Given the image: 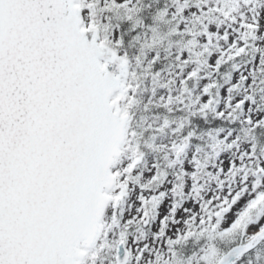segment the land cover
<instances>
[{"label":"snow or ice","instance_id":"snow-or-ice-1","mask_svg":"<svg viewBox=\"0 0 264 264\" xmlns=\"http://www.w3.org/2000/svg\"><path fill=\"white\" fill-rule=\"evenodd\" d=\"M142 11L0 0V264H264V0Z\"/></svg>","mask_w":264,"mask_h":264},{"label":"rangeland","instance_id":"rangeland-1","mask_svg":"<svg viewBox=\"0 0 264 264\" xmlns=\"http://www.w3.org/2000/svg\"><path fill=\"white\" fill-rule=\"evenodd\" d=\"M141 40L143 41V37H141ZM147 51V50H146ZM172 52L176 51V48L173 47L171 49ZM149 55H154V50ZM161 60L163 61L165 52H160ZM137 54L132 55L130 58H132V63L135 64V57ZM166 78V76L162 77ZM140 94L137 96V99L139 101V104L132 109V121L135 122V125L137 127L138 131H142L145 129H148L150 126L156 127L159 125L160 120L165 116L168 115V113L164 112L160 108L156 107H149L147 110H145V105L148 104V101L151 99L153 101V104H155L156 100L159 99V95H164L165 93L159 92L156 97H152L151 95V88L152 83L150 78L148 79H142L140 81ZM178 115V114H177ZM198 124V123H197ZM145 139L147 137H144ZM171 137L162 136L158 137L156 140V146L158 148H166L167 144L169 143ZM152 158H155V155L153 154ZM221 249H224V245H220ZM185 255V254H184Z\"/></svg>","mask_w":264,"mask_h":264},{"label":"trees","instance_id":"trees-1","mask_svg":"<svg viewBox=\"0 0 264 264\" xmlns=\"http://www.w3.org/2000/svg\"><path fill=\"white\" fill-rule=\"evenodd\" d=\"M149 3H151V0H142V7H143L142 15L145 18L146 23L151 22L149 17H151L158 9L165 7L166 4L168 3V0H156L155 3H152L150 8L148 7ZM161 30L166 32L167 27L166 26L162 27ZM140 42H143V41L141 40ZM166 44H167V42H165L164 46L160 47V49H159L160 52H163V53L165 52L164 47H166ZM128 53H129L130 57L132 55L134 56V54L139 55L138 43L136 45H133L132 47H129ZM197 123L199 124L200 122H197ZM260 251L262 254H264V248H261ZM184 254L189 255L190 252L188 250H185Z\"/></svg>","mask_w":264,"mask_h":264}]
</instances>
